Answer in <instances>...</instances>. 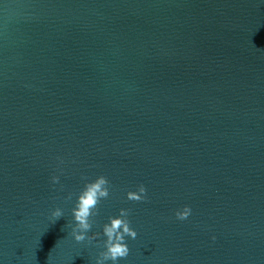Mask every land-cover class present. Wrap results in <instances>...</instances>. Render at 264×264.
<instances>
[{
  "label": "water",
  "instance_id": "obj_1",
  "mask_svg": "<svg viewBox=\"0 0 264 264\" xmlns=\"http://www.w3.org/2000/svg\"><path fill=\"white\" fill-rule=\"evenodd\" d=\"M121 208L119 264H264V0H0V264H95Z\"/></svg>",
  "mask_w": 264,
  "mask_h": 264
},
{
  "label": "clouds",
  "instance_id": "obj_2",
  "mask_svg": "<svg viewBox=\"0 0 264 264\" xmlns=\"http://www.w3.org/2000/svg\"><path fill=\"white\" fill-rule=\"evenodd\" d=\"M63 163V161H61ZM87 180V177H82ZM60 177L53 176V183H59ZM110 181L106 176H99L94 181L87 182L83 190L79 193L75 206L72 209L73 220L67 222L65 228H71L69 233L74 237L76 242L87 240L92 243L100 233L89 236L96 220L94 217L99 215V205L102 200L107 199L110 195ZM127 198L131 201H142L147 198V188L141 184L137 191H129ZM72 199L70 193L66 198ZM190 206H185L182 210L176 212L177 219L183 221L191 215ZM130 210L121 208L119 216L109 217V223L103 225V235L106 240L103 241V250L99 252L95 259V264H119L121 259H126L130 254V248L126 242V237L135 239L137 232L130 226L128 219ZM53 223L64 216L63 209L57 207L52 213ZM62 230H64L62 228Z\"/></svg>",
  "mask_w": 264,
  "mask_h": 264
}]
</instances>
